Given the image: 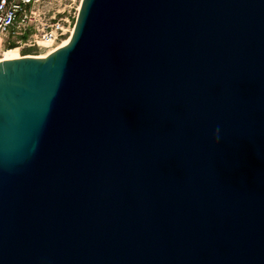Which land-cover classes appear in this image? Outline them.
<instances>
[{
    "label": "water",
    "instance_id": "1",
    "mask_svg": "<svg viewBox=\"0 0 264 264\" xmlns=\"http://www.w3.org/2000/svg\"><path fill=\"white\" fill-rule=\"evenodd\" d=\"M0 264H264V0H81L1 60Z\"/></svg>",
    "mask_w": 264,
    "mask_h": 264
},
{
    "label": "built area",
    "instance_id": "2",
    "mask_svg": "<svg viewBox=\"0 0 264 264\" xmlns=\"http://www.w3.org/2000/svg\"><path fill=\"white\" fill-rule=\"evenodd\" d=\"M44 2L0 0V61L5 58L1 56V49H8V43H15L18 56L19 48H51V52L62 45L63 39L71 32L70 22L55 15L39 21L44 15Z\"/></svg>",
    "mask_w": 264,
    "mask_h": 264
},
{
    "label": "rangeland",
    "instance_id": "3",
    "mask_svg": "<svg viewBox=\"0 0 264 264\" xmlns=\"http://www.w3.org/2000/svg\"><path fill=\"white\" fill-rule=\"evenodd\" d=\"M43 8L44 15L41 16L39 21H44L55 15L56 18L66 19L70 22L71 28L74 27V23L78 14V7L81 0H44ZM65 40V38L63 39ZM51 48L39 49L37 47L19 48L20 56H44Z\"/></svg>",
    "mask_w": 264,
    "mask_h": 264
},
{
    "label": "bare ground",
    "instance_id": "4",
    "mask_svg": "<svg viewBox=\"0 0 264 264\" xmlns=\"http://www.w3.org/2000/svg\"><path fill=\"white\" fill-rule=\"evenodd\" d=\"M72 31H73V28L71 29L70 34L63 41L62 45H65L68 43ZM1 56H4L5 57L4 59L21 57V56H18L17 50L15 49V43H8V49H1ZM41 57H43V56H41Z\"/></svg>",
    "mask_w": 264,
    "mask_h": 264
}]
</instances>
